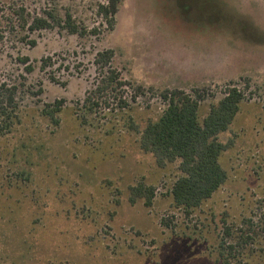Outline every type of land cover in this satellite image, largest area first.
<instances>
[{
  "label": "rangeland",
  "instance_id": "1",
  "mask_svg": "<svg viewBox=\"0 0 264 264\" xmlns=\"http://www.w3.org/2000/svg\"><path fill=\"white\" fill-rule=\"evenodd\" d=\"M105 2L0 0V84L16 101L0 118V264H264V0H121L112 30ZM20 5L67 8L96 34L30 30ZM105 48L126 84L94 93ZM231 85L243 98L219 135L227 178L185 213L169 193L177 163L157 166L140 132L161 89H198L202 115ZM58 100L53 125L41 109ZM139 182L149 207L128 199Z\"/></svg>",
  "mask_w": 264,
  "mask_h": 264
},
{
  "label": "trees",
  "instance_id": "2",
  "mask_svg": "<svg viewBox=\"0 0 264 264\" xmlns=\"http://www.w3.org/2000/svg\"><path fill=\"white\" fill-rule=\"evenodd\" d=\"M120 2L121 0H106L97 6V13L103 18L108 30L115 26V15ZM14 14L23 27L27 25L30 30L59 27L82 36L88 33L96 34L95 29L88 31L77 22L67 8L63 15L48 7L30 16L26 8L20 5L14 10ZM30 43L33 45L34 41ZM113 55L112 48L95 53L93 63L100 72V78L94 93L126 84L120 78L119 71L111 64ZM22 59L25 61L26 58ZM48 60V57L41 59V66H45ZM52 78L50 76V79ZM143 89L144 87L137 85L135 92L139 94ZM146 89L153 90L152 87ZM193 91L194 96L178 87L161 89L158 94L164 100L165 107L156 119L145 124L138 139L139 148L150 153L157 166L177 163L179 175L171 184L169 193L174 206L182 208L185 213H189L209 198L226 180L227 173L219 163V156L229 143L222 142L219 135L228 129L243 98L240 89L231 85L224 90L222 97L210 102L207 111L200 115L199 100L202 99V94L198 89ZM14 94L13 86L0 84V118L6 120L12 117L11 113L16 107ZM87 99L88 96L84 101ZM60 105L61 100H58L53 104H45L41 109L42 114L53 125L59 123L57 114ZM153 197L154 188L151 185L139 182L129 187L128 199L131 203L142 200L143 205L149 207ZM220 257L224 259L222 251Z\"/></svg>",
  "mask_w": 264,
  "mask_h": 264
}]
</instances>
